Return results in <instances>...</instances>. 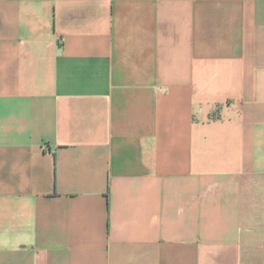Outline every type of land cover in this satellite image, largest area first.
<instances>
[{
  "label": "crops",
  "instance_id": "obj_1",
  "mask_svg": "<svg viewBox=\"0 0 264 264\" xmlns=\"http://www.w3.org/2000/svg\"><path fill=\"white\" fill-rule=\"evenodd\" d=\"M0 264H264V0H0Z\"/></svg>",
  "mask_w": 264,
  "mask_h": 264
}]
</instances>
